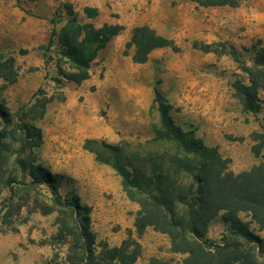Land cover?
I'll use <instances>...</instances> for the list:
<instances>
[{
  "label": "rangeland",
  "instance_id": "374dc122",
  "mask_svg": "<svg viewBox=\"0 0 264 264\" xmlns=\"http://www.w3.org/2000/svg\"><path fill=\"white\" fill-rule=\"evenodd\" d=\"M252 2L263 14L260 0H240L236 8L200 7L191 0H0V264H121L107 251L128 246L124 255H130L134 242L139 255L131 264H183L186 255L172 253L166 235L146 228L138 236V205L126 197L114 169L97 162L83 144L152 139L161 128L153 105L158 89L174 123L216 147L231 172L258 164L262 151L253 152V135L264 132V90L258 94L261 110L244 112L231 85L247 84L246 75L229 56L193 47L225 43L249 65L255 47L264 45V17L243 21ZM66 6L81 25L123 28L79 84L60 74L69 71L59 42L71 19ZM85 8L95 9L96 17L87 18ZM140 26L170 44L135 63L127 43ZM249 28L252 34L245 33ZM211 49L223 52L219 45ZM31 166L62 176L60 195L85 209L82 217L95 238L92 260H82L73 235L76 214L53 206L44 186L29 185ZM239 217L264 241V227L247 213ZM214 223L209 239L218 241L230 230L220 218Z\"/></svg>",
  "mask_w": 264,
  "mask_h": 264
},
{
  "label": "trees",
  "instance_id": "16d2710c",
  "mask_svg": "<svg viewBox=\"0 0 264 264\" xmlns=\"http://www.w3.org/2000/svg\"><path fill=\"white\" fill-rule=\"evenodd\" d=\"M191 1L200 7L236 8L240 3V0ZM65 8L71 19L61 31L59 42L69 71L62 70L60 74L67 81L79 84L89 78L90 65L97 53L123 28L81 25L70 7ZM83 11L90 19L97 15L92 8ZM169 44L154 30L140 26L132 29L127 47L133 49V62L144 63L152 50ZM217 45L223 47V52L211 49ZM193 47L204 53L229 56L247 79V84L240 80L232 83L234 97L244 112L257 114L261 110L258 94L264 90L262 44L255 47L249 65L233 46L225 43L201 46L195 43ZM153 105L157 106L161 128L145 143L113 145L89 139L83 144V149L93 154L97 162L114 169L126 197L138 205L134 222L138 236L146 228L166 235L171 252L186 255L183 264H264V241L249 231L239 217L240 213H247L255 224L264 227V132L253 135L256 143L253 152L262 151L261 161L247 171L234 174L228 168L229 160L216 147H207L195 130H184L174 123L170 106L158 89L154 90ZM4 117L0 111V118ZM27 175L29 185L48 190L53 206L76 214L73 235L77 237L82 260H92L95 238L89 231L87 217H82L87 213L76 198L60 195L63 177L36 166L28 168ZM218 218L230 231L214 241L207 233L211 222ZM133 246L130 255H124L128 246L110 249L106 254L110 260L120 256L121 264H131L139 255L138 244L134 242Z\"/></svg>",
  "mask_w": 264,
  "mask_h": 264
},
{
  "label": "crops",
  "instance_id": "0c3cea01",
  "mask_svg": "<svg viewBox=\"0 0 264 264\" xmlns=\"http://www.w3.org/2000/svg\"><path fill=\"white\" fill-rule=\"evenodd\" d=\"M262 2V5H261V8L263 7V11H264V0H260ZM246 19L243 18V21H245L247 24H252L251 22V19L253 16H256V15H260L261 17H264V12L263 14H260L259 10L255 7V5L253 4V2L250 4V6H248V10H247V13H246ZM252 16V17H251ZM253 29L249 28L248 30L245 31V33H253ZM241 34V33H240ZM264 46V45H263ZM214 222H211V224L209 225V229H208V233H207V237L210 238V233L212 232V228L214 226ZM225 226V225H224ZM226 227V226H225Z\"/></svg>",
  "mask_w": 264,
  "mask_h": 264
}]
</instances>
